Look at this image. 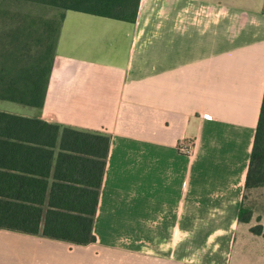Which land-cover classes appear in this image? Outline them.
Listing matches in <instances>:
<instances>
[{"label":"crops","instance_id":"obj_1","mask_svg":"<svg viewBox=\"0 0 264 264\" xmlns=\"http://www.w3.org/2000/svg\"><path fill=\"white\" fill-rule=\"evenodd\" d=\"M62 5L0 0V40L59 25L43 105L0 100V113L58 133L47 143L40 123H0L13 136L0 135V199L36 183L47 200L52 185L78 183V158L95 157L62 147L64 128L107 137L95 242L43 237V213L37 235L0 229V264H264V188L251 190L257 205L244 199L264 93V0H139L133 22Z\"/></svg>","mask_w":264,"mask_h":264},{"label":"trees","instance_id":"obj_2","mask_svg":"<svg viewBox=\"0 0 264 264\" xmlns=\"http://www.w3.org/2000/svg\"><path fill=\"white\" fill-rule=\"evenodd\" d=\"M61 2L63 9L133 22L139 0H61ZM41 28L43 34H40L39 39H10L6 44L8 49L0 54V100L37 108L43 105L59 25L46 23L41 25ZM27 29L28 33H36L38 25H27ZM31 46L35 48L32 53ZM5 120L26 121L30 131L40 123L46 129L47 143L48 138L53 142L59 130L56 125L0 113V123ZM1 134L12 136L4 131H0ZM32 138L36 140L35 135L31 136L30 140ZM60 144L62 147L73 148L80 154L92 155L95 160L92 164H84L85 160L78 158L77 174L82 178L77 181L78 183L72 181L68 184L52 185L47 200L42 198L45 184L36 183H28L26 191L22 194H13L20 199H0V229L37 235L44 213L41 232L43 237L74 245H88L95 242L92 223L105 167L108 138L64 128ZM75 159L72 158L71 161ZM257 188H264V93L244 185L245 192ZM0 196L7 194L0 190ZM43 206H46L45 212ZM250 217L251 211L242 208L241 205L239 221L248 222ZM251 232L260 235V226L251 228Z\"/></svg>","mask_w":264,"mask_h":264},{"label":"rangeland","instance_id":"obj_3","mask_svg":"<svg viewBox=\"0 0 264 264\" xmlns=\"http://www.w3.org/2000/svg\"><path fill=\"white\" fill-rule=\"evenodd\" d=\"M7 43H8V41L0 40V54H2V52L7 49L6 48ZM34 49L35 48L33 46H31L30 53H32L34 51ZM259 197H260L259 194H255V192H252L251 190L246 191L245 192V198H244L245 199V205L247 207H249L248 205H254V206L257 205V202L261 201V198H259ZM196 235H197V233H196ZM198 236H199V238L195 237V241H197L198 239H203V237L205 238L207 236V233L199 234ZM191 240H192V236H191Z\"/></svg>","mask_w":264,"mask_h":264},{"label":"built area","instance_id":"obj_4","mask_svg":"<svg viewBox=\"0 0 264 264\" xmlns=\"http://www.w3.org/2000/svg\"><path fill=\"white\" fill-rule=\"evenodd\" d=\"M181 151H183V153H185V154H189L191 152V147L185 146V147L181 148Z\"/></svg>","mask_w":264,"mask_h":264}]
</instances>
